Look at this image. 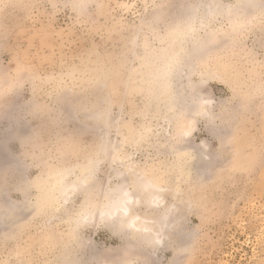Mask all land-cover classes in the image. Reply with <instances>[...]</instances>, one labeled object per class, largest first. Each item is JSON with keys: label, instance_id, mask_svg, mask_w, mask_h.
Masks as SVG:
<instances>
[{"label": "rangeland", "instance_id": "rangeland-1", "mask_svg": "<svg viewBox=\"0 0 264 264\" xmlns=\"http://www.w3.org/2000/svg\"><path fill=\"white\" fill-rule=\"evenodd\" d=\"M197 1L208 0H0V209L25 199L18 189L27 180L43 200L0 222V264H264V27L247 25L236 41L226 18L206 20L205 32L219 31L224 45L193 59L191 85L176 74V91L193 92L196 103L201 92L235 98L238 115L224 125L232 143L217 159L207 117L189 127L190 114L172 108L168 80L157 78L176 56L170 30ZM102 112L107 122L96 119ZM180 129L192 131L176 144L183 164L173 151ZM105 142L123 148L132 170L111 160L102 167L97 208L124 173L149 233H123L127 223L116 220L73 234L69 216L85 198L65 203L62 188ZM144 181L165 189L162 209L150 206L154 189L136 188Z\"/></svg>", "mask_w": 264, "mask_h": 264}, {"label": "snow or ice", "instance_id": "snow-or-ice-1", "mask_svg": "<svg viewBox=\"0 0 264 264\" xmlns=\"http://www.w3.org/2000/svg\"><path fill=\"white\" fill-rule=\"evenodd\" d=\"M208 9L209 16H214L218 13H225L230 17H236L237 23L234 28L235 40L238 41V37L247 29V23L242 22L246 19H241L244 14V10L253 9L256 10L257 15L253 16V19H259L261 24L264 25V0H245L244 3L240 4H208L206 5ZM207 19V17L205 18ZM204 21H201V26H203ZM196 28L194 25H190L185 29V37L194 35ZM197 44L198 48H206L208 43ZM179 63L178 56L172 57L167 64L160 70L158 79L164 83L166 86L168 76L172 68ZM264 63V62H262ZM234 97H229L225 100H220L217 102L214 99L201 97L199 100V111L198 115L207 117L209 124L211 125V131L213 137L217 143L216 153L217 159H223L224 149L232 143L233 136L226 134L225 124H231L235 121L238 115V108H234L233 100ZM219 104L220 111L214 113L211 110V106L214 104ZM247 105L241 103L239 108H246ZM108 113L102 112L96 116L97 120H104L107 122ZM227 117V119L225 118ZM217 121L220 123L218 124ZM189 129H180L177 134L173 137L175 143L173 144V151L176 153V158L182 164L186 162V153L180 152L176 148V144H179L184 136L189 134ZM111 160L113 163L120 161L121 165L127 170L131 171V157L123 152V148H118L114 144L105 143L99 150L94 153L89 154L85 158V162L80 166L79 175L74 182L63 186L62 194L64 197V202L68 203L74 196L81 194L85 198L84 205L81 206V210L75 212L69 216L68 222L73 225V234L82 226L89 223L95 218L97 210L101 218L105 216H112L115 212L120 211L124 208L127 203V198L129 193L124 191L123 186H117V188H109L104 191V200L106 203L97 208L95 197L96 193L99 191L97 187L98 174L101 172L102 167ZM122 175V173H118ZM143 179V177H141ZM36 188L39 191V185L35 184L32 180H27L18 189L23 193L25 199L20 201H14L9 207L5 209H0V222L5 219H14L19 213L31 208V211L36 212L40 210L43 206V200L41 197L37 196L35 199L32 198V189ZM146 189L151 188L155 191H163L158 185L147 181L144 185ZM158 199V198H157Z\"/></svg>", "mask_w": 264, "mask_h": 264}, {"label": "bare ground", "instance_id": "bare-ground-1", "mask_svg": "<svg viewBox=\"0 0 264 264\" xmlns=\"http://www.w3.org/2000/svg\"><path fill=\"white\" fill-rule=\"evenodd\" d=\"M244 2H245V0H236V3L235 2L234 3L235 4H240V3H244ZM208 4H224V3H222L221 0H208L207 2H203V1L198 2L197 6L193 10L190 9V12L186 13L184 16H182L180 18V21L178 22L177 27L171 29L170 33H169L170 39L173 42L172 43L173 44L172 48H174L176 56L179 57V63L176 64L172 68L170 73H169V76H168V91H166V92L170 94V98L172 100L171 103L173 104V107H172L173 109L178 110V112L180 111V115H183V113L184 114L187 113V115H188V113L190 114L188 116L189 117L188 118L189 127H192V125L195 123L194 119L198 115L197 113L199 111V103H196V101H195L196 95L193 92L192 93L190 92L189 95H186V94H183V93H179V92H181L180 89L178 91H176L177 88L175 87L176 85H174V83L176 82V78L178 77L179 80L180 79H182V80L184 79L186 82L189 81L188 84L191 85L190 81H191L192 70H193V59L197 60V61L203 60L205 57L208 56V54H210L211 52L215 51L218 47H220L219 46L220 42H223L222 41L223 37H220L222 35H219V31L218 32H216V31L205 32L206 31L205 27L207 26L206 20H210V19L213 20L217 16H222V17L226 18V20L230 24V29H229L230 36H231V34L232 35L234 34V28H235L236 23H237L236 17H230V16H228L227 14H225L223 12L218 13V14H216L214 16H209L208 9L206 8V5H208ZM224 5H226V4H224ZM256 13H257L256 10H253V9L244 10V14L241 17V19L242 20L246 19V21H242V22H246L248 26H250V25L254 26L255 24H258L259 26H261V28H262V26L264 27V25L261 24L259 19H253V16H255ZM197 14H200V16L198 18L196 16ZM206 17H207V19H205ZM202 20L204 21L203 26H201V21ZM212 20H211V22H212ZM255 20H257V22H254ZM224 21H225V19H224ZM190 25H194L195 28H196V31H195L194 35H191V36L186 38L185 37V29H187ZM220 31H222V30H220ZM222 33L225 34L226 31L223 30ZM225 40H227V39H225ZM209 41H211V42L208 43L206 48L201 49V48L197 47L198 43L199 44H204V43H207ZM221 44H223V43H221ZM167 48H168V46H167ZM168 53H170V52H168ZM172 55H173V52H172ZM180 63L183 65L185 70H179V72L176 73L175 71L179 69V64ZM176 74H177V77H176ZM187 86L188 85L186 84L185 88ZM196 88H198V87H196ZM191 89H193V88H191ZM198 91L201 92V90H198ZM204 94L205 93L201 92V94L198 95V100H200L201 97L207 98ZM199 116H202V115H199ZM185 119H187V118H185ZM189 130H191V129H189ZM191 132L189 131V134L187 136H190ZM184 138H186V136H184ZM184 141H186V139H184ZM182 146H184V145H182ZM184 147H185L184 148L185 150H189L190 152L195 149V146H189L188 145V147H186V146H184ZM200 157L203 158V160H201L198 164H199L200 171L202 173H204L205 169L202 166L201 162L204 161V159H206L208 157V154L202 150L201 154H200ZM137 172L139 174V170ZM118 173H121V172H116V174H117L116 178L118 179L117 181H119V183L122 184V186L124 187V191H127L129 193V196L127 198V203L124 205V208L122 210L115 212V214L112 215V216H105V217H103V219L101 218L99 212L98 213L96 212L98 215L96 214L95 218L93 220H91V221H100V222H103V223H108L109 225H112L113 227H114V225L117 222L116 220H119L121 223H122V221H125V223H127L128 226L126 225L127 227L124 226L123 228H121V231L123 233H131V232H133V233L136 234V233H142L144 231L148 232L149 228L153 230L154 227L148 226V224L146 222L147 220L143 219L138 214H133V211L139 208L138 204L141 201L140 192L137 189H136V192H134V193L132 191H130L128 186L126 185L128 179L126 180L124 178V176H125L124 173L122 175H118ZM135 174H136V172H135ZM139 176H141V175L139 174ZM139 176H138L137 180L139 178H141ZM143 178H145V177H143ZM136 182H138V181H136ZM144 185H145V181H144V183L139 182V185L136 183V188H138V187L139 188H142V187L144 188ZM164 191H165V189H164ZM161 193H162V191H154V193H151L150 197L148 195L150 203H151L150 206L152 208H154L155 210H157V209L159 210V209H162L164 207L163 203H164L165 199H163V197L161 196L162 195ZM165 208H166V206H165ZM172 208H173V206L169 205L167 207V212L168 211L171 212ZM167 219H168V217H167ZM152 222L153 221L150 220L148 223L153 224ZM117 224H119V222ZM169 225H171V224L169 223ZM156 233L158 234L159 231L157 230ZM157 236L159 237V234ZM157 236H156V238L154 240L161 242L162 239L158 238ZM159 246H160V244H159ZM90 259L91 260H93V259L97 260L98 258L95 257L94 255H92V257ZM89 263L92 264V262H89Z\"/></svg>", "mask_w": 264, "mask_h": 264}]
</instances>
